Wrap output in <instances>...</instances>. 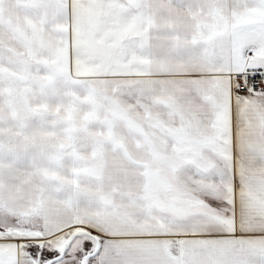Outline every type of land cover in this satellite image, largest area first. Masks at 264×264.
<instances>
[{
	"label": "snow or ice",
	"instance_id": "obj_1",
	"mask_svg": "<svg viewBox=\"0 0 264 264\" xmlns=\"http://www.w3.org/2000/svg\"><path fill=\"white\" fill-rule=\"evenodd\" d=\"M0 264H264V0H0Z\"/></svg>",
	"mask_w": 264,
	"mask_h": 264
}]
</instances>
